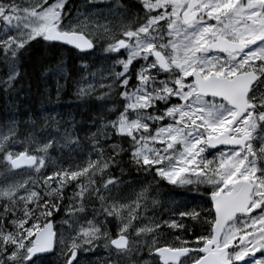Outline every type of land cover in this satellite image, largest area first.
I'll list each match as a JSON object with an SVG mask.
<instances>
[{"label": "snow or ice", "instance_id": "1", "mask_svg": "<svg viewBox=\"0 0 264 264\" xmlns=\"http://www.w3.org/2000/svg\"><path fill=\"white\" fill-rule=\"evenodd\" d=\"M104 2L106 14L71 17L68 0H0L5 90L33 42L90 54L104 37L112 63L81 76L75 95L103 90L95 99L114 117L85 137L88 158L67 166L49 154L55 137L0 126V264H82V253L95 264H264V0ZM48 71L65 81L59 99L64 62ZM62 138L81 147L67 127ZM126 167L203 186L204 197L150 209L149 184L125 203L113 173Z\"/></svg>", "mask_w": 264, "mask_h": 264}, {"label": "trees", "instance_id": "2", "mask_svg": "<svg viewBox=\"0 0 264 264\" xmlns=\"http://www.w3.org/2000/svg\"><path fill=\"white\" fill-rule=\"evenodd\" d=\"M128 2L133 3L134 0ZM76 8L78 9V2L68 0L66 11L70 10L71 17L77 11ZM106 57L99 54L97 47L89 54L78 53L64 46L49 48L45 43L33 42L32 47L17 63L19 76L13 87L6 91L3 89L5 86L0 84V126L15 120L19 123L21 132L32 133L39 141H45L49 136L55 137L58 143L49 150V154L64 166L85 161L88 158L85 137L97 131L102 116L108 115L110 119L114 117L106 111L107 108L112 107L111 101L95 99V96L100 95L103 90L98 88L90 99H79L75 95V82ZM61 60L70 79L60 98L57 99L56 81L59 79L61 84L65 81L48 70ZM82 65H87V68H82ZM7 74V66L0 62V81L5 79ZM49 117H55L59 121L58 132L56 125L47 119ZM66 127L74 137L80 138L81 147L77 148L74 144L63 140ZM45 171H50V168ZM113 174L122 178L123 182L144 177L127 167L123 177L118 169L114 170ZM169 186V189L177 188L173 185ZM62 214L63 212L61 216Z\"/></svg>", "mask_w": 264, "mask_h": 264}, {"label": "rangeland", "instance_id": "3", "mask_svg": "<svg viewBox=\"0 0 264 264\" xmlns=\"http://www.w3.org/2000/svg\"><path fill=\"white\" fill-rule=\"evenodd\" d=\"M78 2V9L75 11L73 17H76L78 12L82 14H95L96 12H104L107 13V5L104 2V0H96L94 4H90L88 0H76ZM131 1V0H130ZM82 19L84 16L81 17ZM96 47L98 48V52L101 55L108 56L107 53L103 51V47H106L105 38L99 37L97 38ZM112 63L110 59L103 58L97 65H95L94 68L90 69L88 72L85 73L84 76L88 77L89 73H96L97 78H99V74L101 72H106L109 65ZM119 70V69H117ZM91 79V77H88ZM7 76L5 77L6 80ZM98 89V88H97ZM19 178V177H17ZM27 178V177H25ZM151 185L150 188H148V185ZM168 185V187H166ZM170 184H167L166 182H161L157 184L156 181L152 179L151 176L143 177L142 179L138 180H127L124 181L120 186L119 189L114 192L115 195H118L121 200H123L125 203H129L136 199L138 195L141 194L142 190L144 188H148L147 192V203L149 205V208H152V201L156 200L159 203L167 206H180L184 203L191 202L193 198L201 199L204 197L203 193V186H200L199 191H197L196 185H186V186H176L175 189H169ZM143 199L141 200V203L143 204ZM159 213V207L157 206V212L153 214L151 211L149 212V215H156ZM64 214L58 219H56L57 229H60L61 224L64 220ZM167 235V233H165ZM81 261L82 264H95L96 257L92 256L91 254H81Z\"/></svg>", "mask_w": 264, "mask_h": 264}, {"label": "flooded vegetation", "instance_id": "4", "mask_svg": "<svg viewBox=\"0 0 264 264\" xmlns=\"http://www.w3.org/2000/svg\"><path fill=\"white\" fill-rule=\"evenodd\" d=\"M60 214H61V213H59V214H54L53 217H52V219L54 218V219H53L54 221L52 220V221H53V224H54V227L57 226L56 219H58V217H59V218L61 217ZM80 259H81V256H80Z\"/></svg>", "mask_w": 264, "mask_h": 264}, {"label": "water", "instance_id": "5", "mask_svg": "<svg viewBox=\"0 0 264 264\" xmlns=\"http://www.w3.org/2000/svg\"><path fill=\"white\" fill-rule=\"evenodd\" d=\"M64 47L70 48V49H72V50L77 51L78 53H81V52H79L78 50H76V49H74V48H71L70 46L65 45Z\"/></svg>", "mask_w": 264, "mask_h": 264}, {"label": "bare ground", "instance_id": "6", "mask_svg": "<svg viewBox=\"0 0 264 264\" xmlns=\"http://www.w3.org/2000/svg\"><path fill=\"white\" fill-rule=\"evenodd\" d=\"M1 81H2V80H1ZM3 89H5V88H3ZM36 108H37V107H36ZM41 112H42V111H41ZM60 216H61V214H60ZM58 218H59V217H58ZM53 219H54V218H53ZM53 219H52V220H53ZM53 221H54V220H53Z\"/></svg>", "mask_w": 264, "mask_h": 264}]
</instances>
